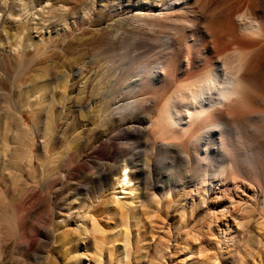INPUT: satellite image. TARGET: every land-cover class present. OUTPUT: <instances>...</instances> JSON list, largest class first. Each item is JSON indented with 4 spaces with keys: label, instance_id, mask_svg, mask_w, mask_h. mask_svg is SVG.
I'll return each mask as SVG.
<instances>
[{
    "label": "rangeland",
    "instance_id": "1",
    "mask_svg": "<svg viewBox=\"0 0 264 264\" xmlns=\"http://www.w3.org/2000/svg\"><path fill=\"white\" fill-rule=\"evenodd\" d=\"M113 2L0 0V264H264V36L225 20L264 0ZM234 35L249 115L147 145L140 129Z\"/></svg>",
    "mask_w": 264,
    "mask_h": 264
},
{
    "label": "bare ground",
    "instance_id": "2",
    "mask_svg": "<svg viewBox=\"0 0 264 264\" xmlns=\"http://www.w3.org/2000/svg\"><path fill=\"white\" fill-rule=\"evenodd\" d=\"M113 1L111 0V2ZM113 5H115L114 2L113 4L111 3L110 7ZM118 16L120 17L118 21L121 24L123 22L126 23L127 21H130V19L132 20L134 18L136 19L140 17H149V14L136 15L129 12V10H126L125 12L119 13ZM225 20L226 24L234 31H237L238 28L241 27L245 32L257 33L264 36V11L263 15L254 16L252 18L249 17L248 19H245V17L242 15L236 17L235 13H230L225 17ZM209 29L216 37L215 40L219 43V51H224V42L222 41L223 36L215 31V26H212ZM1 40L2 39L0 37V43H2ZM236 41H239V47H237V50H235L232 54H230L229 52H225L224 54L217 56L215 60L207 64L206 69L203 68L199 72L193 71L184 78L185 81L191 78L189 82L183 83V80L182 85H180L177 89L175 88L176 94L174 93L175 96L172 97L167 105L165 104L166 107L164 108V110H162V112H160V114L154 120H148L150 122V125L142 127L140 129L147 138V145L151 144L153 138L172 139L182 136H189L190 138L193 134V131L195 134L197 131L211 128L227 113H230L234 119L249 115V107L242 108L239 105L244 102L245 93H247L249 89V85L248 83H246V79H250L251 77V74L253 72V64L248 59V54L246 52L238 50V48H240L242 44L240 41H243V37L241 35H234L232 43H235ZM16 49L17 46L16 48L14 47L15 51ZM236 52H241L243 53V55L237 56L235 58ZM131 92L141 93V90L135 88L131 90ZM86 95H84L85 98ZM20 115L21 117L19 126L26 125L25 112L23 110H20ZM53 128L54 127L49 124L45 127L44 130V137L46 138L45 145L47 146L49 151L52 150L50 146L56 142V134ZM36 132L37 131L33 127V129H31V133L34 137L36 136ZM113 141V135H109L105 137L102 142L106 146L115 149L116 146H114V144L112 143ZM32 145H35L34 140L32 142ZM66 154L64 152V155ZM70 156L71 154H68V157ZM71 161L73 160H68V162L70 163ZM138 170L142 174L145 172L144 167H138ZM44 173L45 172L42 171V179H44ZM117 181L121 185L122 189L125 190L127 188H130L131 178L127 165H124L122 167L120 174L117 177ZM37 198L38 196H33V199L36 200Z\"/></svg>",
    "mask_w": 264,
    "mask_h": 264
}]
</instances>
